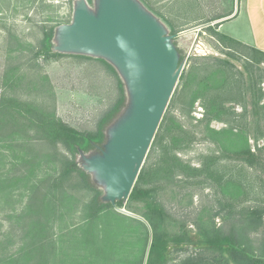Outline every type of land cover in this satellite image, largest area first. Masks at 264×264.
Returning a JSON list of instances; mask_svg holds the SVG:
<instances>
[{
	"label": "rangeland",
	"instance_id": "obj_1",
	"mask_svg": "<svg viewBox=\"0 0 264 264\" xmlns=\"http://www.w3.org/2000/svg\"><path fill=\"white\" fill-rule=\"evenodd\" d=\"M73 1L0 0V264L20 245L24 220L17 215L34 184L50 183L61 169L59 158L71 156L60 143L55 149L40 145L44 134L34 119L40 115L94 133L122 95L116 74L93 56L35 55L45 29L71 21ZM87 1L95 8V0ZM139 1L169 28L175 26L173 17L166 11L161 17L153 7L155 0ZM163 2L168 9L179 5L180 19L191 13L186 0ZM191 27L174 29L179 32L174 43L184 54L182 69L140 169L148 172L140 186L153 189L146 198H128L121 209L141 216L155 202L165 213L160 232L174 235L186 226L192 233H233L264 259V217L259 226L247 218L249 208L264 207V62L253 63L248 48L221 40L215 23L187 30ZM247 148L256 159L253 165L235 155ZM92 194L75 189L58 196L61 210L51 217V232L63 243L59 257L91 256L89 250L104 246V224H115L108 216L94 228L93 241L82 239L80 226ZM119 225L108 235L116 257H139L144 228L129 220ZM195 251L192 244L173 250L167 264Z\"/></svg>",
	"mask_w": 264,
	"mask_h": 264
},
{
	"label": "trees",
	"instance_id": "obj_2",
	"mask_svg": "<svg viewBox=\"0 0 264 264\" xmlns=\"http://www.w3.org/2000/svg\"><path fill=\"white\" fill-rule=\"evenodd\" d=\"M57 25L59 24L44 30V36L35 50L36 56L51 57L65 54L52 49V39ZM169 29L170 33H175L173 27ZM208 29L211 30V28ZM214 32L221 40L225 39L238 46L248 48L251 52L248 57L253 63L260 64L264 62V51L247 46L225 34ZM79 56L83 55L80 54ZM183 58L184 54L180 53L179 62ZM97 59L105 63L116 74L118 87L122 95L100 117L99 128L94 133L80 132L59 121H46V118L40 117V115L34 119V121L36 120L34 125L37 131L44 134L43 137L39 138L38 143L42 146L48 145L54 149L60 143L71 153V156L63 155L59 158L61 169L56 175L49 178L50 183L45 184L42 180L38 184H34L25 209L17 215L19 219L24 220L19 238L20 245L14 253L4 257L3 264H98L99 261H110L114 264H144L146 252L145 264H167L172 251L181 250L187 244L194 245L196 251L183 257L178 264H264V259L256 257L246 249L244 243L237 239L233 233L225 234L215 229H201L196 233H192L191 229L184 226L180 233L170 235L159 230V220L163 219L165 215L163 207L159 204L152 202L148 206L147 212L141 215L149 224L148 226L141 219L130 217L120 210L124 203L123 200H116L115 204L103 200L102 188L93 179L91 173L81 167V156L82 154L93 155L102 151L106 142L105 130L122 111L125 106L126 95L124 83L115 68L105 59ZM235 155L249 165H253L256 160L249 148L238 151ZM147 173L145 170L139 172L128 198L139 200L150 195L153 188L140 186ZM42 185H45V188ZM75 189H87L93 193L85 206L86 220L80 226L84 231L82 239L84 241L94 240L92 239V232L96 230L94 228L103 217H111L109 220L115 221L113 227L116 230L120 227L118 224H123L125 220L135 221L144 228L142 239L144 246L139 257L135 259H127L124 256L116 257L118 252L113 249V242L111 237L108 236L113 235L116 231L110 223H106L108 226L103 223L105 226L103 237L106 236V238H102V242L104 241L103 247H101L99 241V233L96 234L100 244L97 248L99 253L95 250H89L92 253L91 256L85 254L79 257L74 253H64V258L59 257V253L64 252L63 243L60 242L59 238L53 237L51 217L53 218L61 210L58 196L65 194L68 190ZM263 217L264 207H251L247 210L248 221L255 226L263 223ZM150 235L151 240L149 242Z\"/></svg>",
	"mask_w": 264,
	"mask_h": 264
},
{
	"label": "water",
	"instance_id": "obj_3",
	"mask_svg": "<svg viewBox=\"0 0 264 264\" xmlns=\"http://www.w3.org/2000/svg\"><path fill=\"white\" fill-rule=\"evenodd\" d=\"M178 34L139 0H95V8L74 0L71 21L55 27L54 51L103 58L124 83L125 106L106 128L104 148L81 156L104 201H125L133 188L182 69Z\"/></svg>",
	"mask_w": 264,
	"mask_h": 264
},
{
	"label": "crops",
	"instance_id": "obj_4",
	"mask_svg": "<svg viewBox=\"0 0 264 264\" xmlns=\"http://www.w3.org/2000/svg\"><path fill=\"white\" fill-rule=\"evenodd\" d=\"M163 1L155 0L153 7L161 17H165V11L173 17L176 30L215 23L218 28L214 31L264 51V0H186L191 13L183 19L178 18L182 14L179 5L168 9Z\"/></svg>",
	"mask_w": 264,
	"mask_h": 264
}]
</instances>
